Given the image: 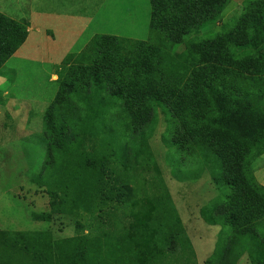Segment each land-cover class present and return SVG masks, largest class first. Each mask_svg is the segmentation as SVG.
<instances>
[{"label": "trees", "instance_id": "obj_1", "mask_svg": "<svg viewBox=\"0 0 264 264\" xmlns=\"http://www.w3.org/2000/svg\"><path fill=\"white\" fill-rule=\"evenodd\" d=\"M229 1L150 0L147 40L94 35L64 57L41 133L46 219L65 206L83 209L97 234L52 241L69 244L67 255L53 260L31 244L37 232H0V264L5 256L15 257L12 264H189L194 248L147 142L158 108L172 144L230 188L213 212L218 221H208L232 228L216 264H237L244 254L264 264V188L250 170L264 154V54L245 51L264 37V0L248 3L222 33L184 41L217 21ZM27 28L25 19L0 12V67L25 42ZM146 171L156 173L138 182ZM144 183L152 192L133 198ZM143 198L146 212L135 209ZM144 218L148 227L137 226Z\"/></svg>", "mask_w": 264, "mask_h": 264}, {"label": "rangeland", "instance_id": "obj_2", "mask_svg": "<svg viewBox=\"0 0 264 264\" xmlns=\"http://www.w3.org/2000/svg\"><path fill=\"white\" fill-rule=\"evenodd\" d=\"M252 1L230 0L217 21L191 32L184 41L222 33ZM0 5L14 18L28 22L25 42L0 67V232H37L40 235L31 244L43 257L61 260L69 244L56 248L52 241L94 236L97 231L92 216L83 209L65 206V213H51L46 219L50 197L46 187L40 186L46 157V143L41 138L43 115L57 94L58 73L66 55L82 51L99 34L148 39L150 0H0ZM245 51L264 54V37ZM155 120L147 142L194 248L189 264H204L207 259L216 264L232 228L208 221H218L213 212L226 202L230 188L216 182L208 170L200 173L201 162L172 144V127L161 108L156 110ZM125 145L122 142L121 154ZM250 167L255 183L264 188V154L255 157ZM154 173L142 172L138 182ZM143 192L150 194L152 188L144 183L132 197ZM148 206V199L143 198L135 209L146 212ZM147 221L144 218L137 226L146 228ZM15 262V257L12 262L8 256L2 258L3 264ZM237 264H251L248 255Z\"/></svg>", "mask_w": 264, "mask_h": 264}, {"label": "crops", "instance_id": "obj_3", "mask_svg": "<svg viewBox=\"0 0 264 264\" xmlns=\"http://www.w3.org/2000/svg\"><path fill=\"white\" fill-rule=\"evenodd\" d=\"M0 12L4 13V14L12 17V18H14L13 15H11L10 12L5 7H3L1 5H0ZM15 19H18V18H15Z\"/></svg>", "mask_w": 264, "mask_h": 264}]
</instances>
